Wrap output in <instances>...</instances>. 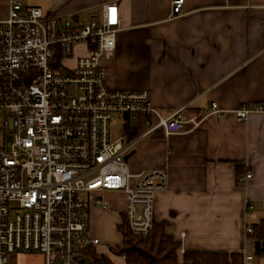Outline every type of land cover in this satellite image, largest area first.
<instances>
[{
  "label": "built area",
  "instance_id": "2783aa9c",
  "mask_svg": "<svg viewBox=\"0 0 264 264\" xmlns=\"http://www.w3.org/2000/svg\"><path fill=\"white\" fill-rule=\"evenodd\" d=\"M183 3L173 2L175 15ZM121 30L116 3L82 23L10 0L0 18V264H24L27 254H40L38 264H99L96 258L106 256L97 253L102 242L89 222L93 205L109 208L106 193L124 195L128 231L148 238L156 195L169 188V176L163 168L131 173L130 144L112 138L111 122L139 118L145 135L160 130L170 137L200 130L209 115L224 116L217 103L202 117L183 110L165 115L148 91L110 88L102 60L113 57ZM256 114L264 115V104L235 111L241 123ZM246 215L251 235L260 219L249 204ZM117 248L110 251L125 261ZM243 256L244 264L255 259Z\"/></svg>",
  "mask_w": 264,
  "mask_h": 264
},
{
  "label": "crops",
  "instance_id": "0c3cea01",
  "mask_svg": "<svg viewBox=\"0 0 264 264\" xmlns=\"http://www.w3.org/2000/svg\"><path fill=\"white\" fill-rule=\"evenodd\" d=\"M174 1L23 3L82 23L99 19L104 4L116 3L122 30L113 57L102 60L110 88L148 91L165 115L183 110L202 117L212 103L226 111L221 118L209 115L198 131L170 137L160 130L145 135L147 125L139 118L137 129L129 128L131 118L118 117L111 124L117 119L124 123V134L117 138L130 144L131 173L167 171L169 188L156 195L155 221L167 225L182 250L253 254L254 240L245 232L252 223L246 206L264 219V115L241 123L235 111L245 104H264V0H184L179 15L173 13ZM9 3L0 0V12L6 13L0 18L7 16ZM247 173L252 177L246 179ZM103 197L118 201L109 209L93 205L90 221L97 234L102 214V236L109 241L121 223L125 197Z\"/></svg>",
  "mask_w": 264,
  "mask_h": 264
},
{
  "label": "trees",
  "instance_id": "16d2710c",
  "mask_svg": "<svg viewBox=\"0 0 264 264\" xmlns=\"http://www.w3.org/2000/svg\"><path fill=\"white\" fill-rule=\"evenodd\" d=\"M238 172L239 165L237 166ZM122 224L117 227L122 236V245L117 256H125V264H244L243 252L185 251L180 255L181 243L167 233L165 223H155L152 234L146 238L131 235L126 227L125 214ZM249 237L254 240V257L264 258V219L253 225ZM99 264H114L108 258H96Z\"/></svg>",
  "mask_w": 264,
  "mask_h": 264
},
{
  "label": "rangeland",
  "instance_id": "374dc122",
  "mask_svg": "<svg viewBox=\"0 0 264 264\" xmlns=\"http://www.w3.org/2000/svg\"><path fill=\"white\" fill-rule=\"evenodd\" d=\"M5 14H6L5 11L0 12V16H5ZM2 18H4V17H2ZM68 64H70V62H68ZM123 125H124V123H123L122 119H117L115 122H113L111 124V128L113 130L112 132L114 133L115 138L124 134V132H123L124 126ZM138 125H139V121L136 118H131L128 126L131 129H134V128L137 129ZM107 199L109 202L107 200H105V203L107 205H111V206H109V208L112 207V205L114 206V204L111 202L118 201V199L117 200L109 199V198H107ZM116 215L118 216L119 213H117ZM97 219H98L97 222L99 224V229H97V231H96L97 234H95L94 231L92 230L91 221L89 222V226H90L92 233L95 234L102 242V245L97 249V253L101 254V255H105L106 258L111 260V262L114 264H125L124 263L125 261H123L122 259L116 258L113 255V253L110 251L111 248H116V247H119L122 245V236L117 230L118 225L116 227H114V229H113L114 231L111 234H109V236H108L109 241H107V239H105L106 237L104 238L102 236V214H100ZM90 220H91V218H90ZM92 221L94 222L96 220L92 219ZM247 253L250 254V251H248ZM20 260L23 261L24 264H38L39 262L42 261V256L40 254H27V255L21 257ZM247 264H264V258L255 257V259L253 261L248 262Z\"/></svg>",
  "mask_w": 264,
  "mask_h": 264
},
{
  "label": "water",
  "instance_id": "95a60500",
  "mask_svg": "<svg viewBox=\"0 0 264 264\" xmlns=\"http://www.w3.org/2000/svg\"><path fill=\"white\" fill-rule=\"evenodd\" d=\"M124 118H128L127 115H124ZM125 161H128V157L125 156Z\"/></svg>",
  "mask_w": 264,
  "mask_h": 264
}]
</instances>
